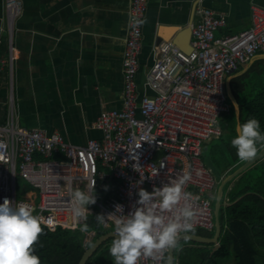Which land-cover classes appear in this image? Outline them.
Masks as SVG:
<instances>
[{"label": "built area", "instance_id": "built-area-1", "mask_svg": "<svg viewBox=\"0 0 264 264\" xmlns=\"http://www.w3.org/2000/svg\"><path fill=\"white\" fill-rule=\"evenodd\" d=\"M148 1L130 0L123 108L99 117L95 127L102 132L101 140L72 145L58 133L17 126L12 111L6 123L0 124V204L5 199L26 204L49 230H79L89 242L95 233L82 231L86 220L77 219L70 210L74 190L89 195L101 192L100 199L95 198L97 211L105 217L112 215L102 225L115 233V219L138 207L141 188L151 193L154 187L187 173L191 179L184 191L192 194L193 229L214 230L213 202L219 181L203 161V147L222 134L219 118L230 110L226 78L264 54V7L251 6L249 29L220 37L216 32L226 25V19L211 9H200L192 26L189 53L171 41L157 45L158 53L146 77L155 94L148 96L139 94L137 82ZM21 14V0H5L11 37ZM9 59L11 62V46ZM0 63H6L1 55ZM134 149L144 180L134 170L136 161L130 154ZM156 169L159 175L153 178ZM18 177L27 183L21 197ZM88 211L87 215L95 210ZM166 255L159 261L141 258L139 264H165Z\"/></svg>", "mask_w": 264, "mask_h": 264}, {"label": "crops", "instance_id": "crops-1", "mask_svg": "<svg viewBox=\"0 0 264 264\" xmlns=\"http://www.w3.org/2000/svg\"><path fill=\"white\" fill-rule=\"evenodd\" d=\"M21 2L22 14L11 37L5 0H0V55L6 61L0 63V124L6 123L12 111L17 126L58 133L72 145L101 140L102 132L95 127L99 117L123 108L130 0ZM253 4L264 7V0H149L137 75L139 94H155L146 77L158 53L157 45L162 41L179 48L186 45L185 31L192 19H198L200 9H211L226 19V25L216 32L220 37L249 29ZM263 58L264 54L256 55L228 80L248 66L258 69L257 61ZM262 161L264 158L257 163ZM225 196L227 205V192ZM190 242L195 241L183 238L178 245L193 246ZM223 264H233L232 259ZM257 264H264V251Z\"/></svg>", "mask_w": 264, "mask_h": 264}, {"label": "trees", "instance_id": "trees-1", "mask_svg": "<svg viewBox=\"0 0 264 264\" xmlns=\"http://www.w3.org/2000/svg\"><path fill=\"white\" fill-rule=\"evenodd\" d=\"M257 64L258 69H249L248 66L229 80L227 99L230 110L220 116L218 123L222 134L203 147L204 163L209 167L214 165L221 175L232 173L245 162L238 158L236 149L231 146L238 122L255 118L264 134V58ZM262 148L258 145L259 151ZM232 183L234 185L230 187ZM225 192L228 203L221 209L222 230L218 245L190 242L193 246L181 248L180 244L175 249V264H223L229 259L233 264H257V258L264 251V161L244 170L225 187ZM94 210L84 223L88 225L87 232L95 233L89 242H85V236L79 230L59 227L51 231L41 225L43 232L34 253L39 256L41 264L79 263L85 250L109 231L97 223L96 217L100 214L96 208ZM189 232L206 237L214 234V230L203 229ZM113 239L105 241L86 264H114L109 253Z\"/></svg>", "mask_w": 264, "mask_h": 264}, {"label": "clouds", "instance_id": "clouds-1", "mask_svg": "<svg viewBox=\"0 0 264 264\" xmlns=\"http://www.w3.org/2000/svg\"><path fill=\"white\" fill-rule=\"evenodd\" d=\"M235 132L231 146L236 149L238 158L241 161L255 158L258 145L264 147L260 122L255 118L245 123L238 122ZM130 154L136 161L134 170L144 180L135 149ZM164 167L165 164L161 163L160 168ZM158 175V169L151 174L153 178ZM190 179V175L184 173L170 179L162 187H154L151 193L142 188L139 190L138 207H134L127 216L115 219L116 238L109 249L114 264H139L141 258L159 261L164 253L178 247L181 233L191 231L195 219L190 203L192 194L184 191ZM95 203V196L76 189L71 194L70 210L77 219L86 220L88 206ZM117 209L122 208L118 206ZM110 219L112 215L96 217L98 224ZM81 230L87 231L88 225L84 224ZM42 232L40 218L26 204H14L5 199L0 204V264H41L39 256L34 253Z\"/></svg>", "mask_w": 264, "mask_h": 264}, {"label": "water", "instance_id": "water-1", "mask_svg": "<svg viewBox=\"0 0 264 264\" xmlns=\"http://www.w3.org/2000/svg\"><path fill=\"white\" fill-rule=\"evenodd\" d=\"M194 23V19H192L190 25L187 27L185 31L186 36V45L182 46L180 49L186 53H189L192 50L191 40H192V26ZM178 44V43H177ZM176 45V44H175ZM262 158H264V147L258 152L257 156L253 158L250 161H245L240 167H238L236 170H234L232 173L228 174L226 177H224L217 188V195L216 199L214 201L213 206V216H214V234L212 237H206L202 235H198L193 232H187L182 233L180 235V239H189L192 241H195L197 243H203V244H214L218 245L219 242V236L221 234L222 230V220L220 217L221 209L225 205L223 203L224 198V192L225 187L233 181L237 176H239L244 170L248 169L250 166L254 165L258 161H260ZM111 238H116L115 233L112 231H108L106 234L98 237L84 252L81 260L78 264H86L87 261L94 255V253L98 250V248L107 240ZM174 251L170 250L167 252V259L165 264H175V255Z\"/></svg>", "mask_w": 264, "mask_h": 264}, {"label": "rangeland", "instance_id": "rangeland-1", "mask_svg": "<svg viewBox=\"0 0 264 264\" xmlns=\"http://www.w3.org/2000/svg\"><path fill=\"white\" fill-rule=\"evenodd\" d=\"M228 82H229V80H228V77L226 78V80H225V91H226V94H228L227 93V90H228ZM205 154L207 155V151L205 152ZM213 165V164H212ZM214 165H213V167H211L212 168V170H213V173H214V175L216 176V178H217V180L218 181H220V179H221V173L220 172H218L217 170H216V168L214 169ZM26 181L24 180V179H22L21 177H18L17 178V191H18V196L19 197H21L22 196V194H24V187L26 186ZM81 191H83V190H81ZM148 191V190H147ZM149 192V191H148ZM93 195L95 196V198H97V199H100V193H99V191L98 190H96L94 193H93ZM226 199V196L224 197V200ZM213 206H214V202H213ZM88 208H96V205L94 204V205H89L88 206Z\"/></svg>", "mask_w": 264, "mask_h": 264}]
</instances>
